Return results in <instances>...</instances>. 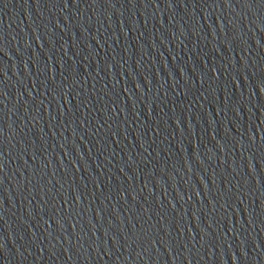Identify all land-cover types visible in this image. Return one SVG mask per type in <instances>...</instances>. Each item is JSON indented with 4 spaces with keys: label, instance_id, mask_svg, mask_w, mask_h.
Returning a JSON list of instances; mask_svg holds the SVG:
<instances>
[{
    "label": "water",
    "instance_id": "95a60500",
    "mask_svg": "<svg viewBox=\"0 0 264 264\" xmlns=\"http://www.w3.org/2000/svg\"><path fill=\"white\" fill-rule=\"evenodd\" d=\"M0 264H264V0H0Z\"/></svg>",
    "mask_w": 264,
    "mask_h": 264
}]
</instances>
